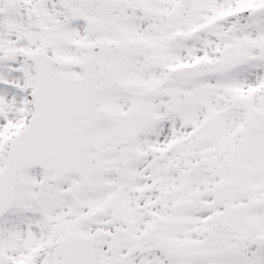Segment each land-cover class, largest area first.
<instances>
[{
    "label": "snow or ice",
    "instance_id": "6c2138e0",
    "mask_svg": "<svg viewBox=\"0 0 264 264\" xmlns=\"http://www.w3.org/2000/svg\"><path fill=\"white\" fill-rule=\"evenodd\" d=\"M0 264H264V0H0Z\"/></svg>",
    "mask_w": 264,
    "mask_h": 264
}]
</instances>
